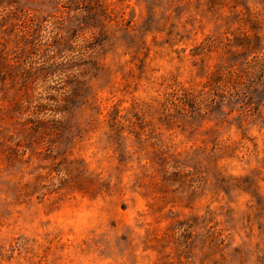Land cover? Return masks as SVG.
<instances>
[{"label": "rangeland", "instance_id": "1", "mask_svg": "<svg viewBox=\"0 0 264 264\" xmlns=\"http://www.w3.org/2000/svg\"><path fill=\"white\" fill-rule=\"evenodd\" d=\"M0 264H264V0H0Z\"/></svg>", "mask_w": 264, "mask_h": 264}]
</instances>
